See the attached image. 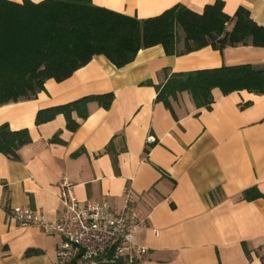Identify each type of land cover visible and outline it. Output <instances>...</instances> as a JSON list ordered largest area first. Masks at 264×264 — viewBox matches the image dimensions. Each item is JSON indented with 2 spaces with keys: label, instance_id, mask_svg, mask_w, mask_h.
Returning <instances> with one entry per match:
<instances>
[{
  "label": "crops",
  "instance_id": "1",
  "mask_svg": "<svg viewBox=\"0 0 264 264\" xmlns=\"http://www.w3.org/2000/svg\"><path fill=\"white\" fill-rule=\"evenodd\" d=\"M91 1L144 19L177 4L201 13L216 0ZM222 1L227 14L244 6L264 26V0ZM240 64L264 67V47L208 45L168 55L154 45L122 67L94 55L68 78L47 79L36 97L0 105V125L27 128L31 137L18 159L0 154V264L56 263L61 236L21 227L7 213L30 206L49 222L60 219L64 177L80 202L120 205L124 189L132 190V204L146 219L135 239L147 252L136 264H264V197L242 198L252 187L264 194V94L216 87L209 109L196 107L187 92L171 99V108L156 99L164 69ZM108 92L114 94L109 108L93 101L87 118L73 115L80 123L75 131L63 114L35 123L41 109ZM29 249L39 252L27 255Z\"/></svg>",
  "mask_w": 264,
  "mask_h": 264
},
{
  "label": "trees",
  "instance_id": "2",
  "mask_svg": "<svg viewBox=\"0 0 264 264\" xmlns=\"http://www.w3.org/2000/svg\"><path fill=\"white\" fill-rule=\"evenodd\" d=\"M154 45H162L168 55L208 45L219 50L239 45L264 47V26L256 23L244 6L233 15L227 14L222 0L207 4L201 13L177 4L144 19L95 5L91 0H0V105L36 97L45 89L47 79L68 78L94 55H104L122 67L132 62L139 50ZM216 87L224 94L238 90L264 94V67L240 64L182 73L164 69L156 99L171 108L170 100L187 92L196 107L209 109L211 91ZM113 100L112 92L84 96L39 110L35 123L63 114L66 128L75 131L80 123L74 114L83 120L89 115L90 102L107 109ZM51 140H58V134ZM30 142L27 128L13 130L7 123L0 125V154L16 160L20 148ZM261 197L264 194L256 187L242 193L245 200ZM38 252L29 249L26 254Z\"/></svg>",
  "mask_w": 264,
  "mask_h": 264
},
{
  "label": "built area",
  "instance_id": "3",
  "mask_svg": "<svg viewBox=\"0 0 264 264\" xmlns=\"http://www.w3.org/2000/svg\"><path fill=\"white\" fill-rule=\"evenodd\" d=\"M64 216L49 222L30 206H16L7 216L21 227L38 225L46 234H58L55 264H136L147 252L136 242L138 229L146 227L132 204L133 192L126 187L120 205L106 199L80 202L72 195L66 178L60 180Z\"/></svg>",
  "mask_w": 264,
  "mask_h": 264
}]
</instances>
